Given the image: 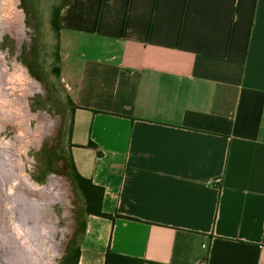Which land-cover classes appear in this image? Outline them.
<instances>
[{
  "label": "crops",
  "instance_id": "obj_1",
  "mask_svg": "<svg viewBox=\"0 0 264 264\" xmlns=\"http://www.w3.org/2000/svg\"><path fill=\"white\" fill-rule=\"evenodd\" d=\"M49 24L68 154L111 215L77 264H264V0H64Z\"/></svg>",
  "mask_w": 264,
  "mask_h": 264
},
{
  "label": "rangeland",
  "instance_id": "obj_2",
  "mask_svg": "<svg viewBox=\"0 0 264 264\" xmlns=\"http://www.w3.org/2000/svg\"><path fill=\"white\" fill-rule=\"evenodd\" d=\"M62 1L0 0V73L8 94V98L0 96V150H5L6 156L17 164L15 169L21 182L31 184L38 193L52 192L54 197L46 206L45 229L38 226V234L45 238L33 231L31 243L26 229L12 215L9 189L6 192L1 189L0 234L19 253L18 261L24 255L34 264L41 257L40 264H61L68 248L75 247L74 233L85 216L79 191L73 187L64 167L69 102L56 72L55 33L49 24ZM23 218L20 220L24 221ZM25 225L30 227L29 223Z\"/></svg>",
  "mask_w": 264,
  "mask_h": 264
},
{
  "label": "bare ground",
  "instance_id": "obj_3",
  "mask_svg": "<svg viewBox=\"0 0 264 264\" xmlns=\"http://www.w3.org/2000/svg\"><path fill=\"white\" fill-rule=\"evenodd\" d=\"M15 25V24H14ZM1 26V25H0ZM9 26V25H8ZM4 28V27H3ZM2 28V29H3ZM11 29V28H10ZM1 30V29H0ZM1 32V31H0ZM10 75V74H9ZM17 75V74H16ZM11 76V75H10ZM9 76V77H10ZM19 77V76H18ZM16 78V77H15ZM20 78V77H19ZM22 78V77H21ZM17 79V78H16ZM5 80V79H4ZM20 80V79H18ZM6 81V80H5ZM9 81V80H7ZM12 81V80H11ZM11 81L9 82L11 84ZM21 82V81H20ZM8 83V82H6ZM5 83V84H6ZM4 82H3V75L0 73V96H4L7 97V90H6V86H4L5 88H3ZM13 85V84H12ZM14 87V86H13ZM12 87V88H13ZM15 88V87H14ZM11 90V89H10ZM9 90V91H10ZM6 91V92H5ZM8 91V92H9ZM13 91V89L11 90V92ZM11 94V93H10ZM3 97V98H5ZM14 97V96H13ZM12 97V98H13ZM1 98V97H0ZM2 98V99H3ZM10 98V97H9ZM11 99V98H10ZM9 99V100H10ZM8 100V99H7ZM8 100V103L10 102ZM12 102V101H11ZM1 103V101H0ZM7 104V103H6ZM1 106V104H0ZM2 107H0L1 109ZM3 118V117H2ZM14 119V118H13ZM9 123V122H7ZM5 141V140H4ZM2 142V141H1ZM1 145V143H0ZM4 145V144H3ZM2 145V146H3ZM1 148V147H0ZM4 149V148H3ZM6 149V148H5ZM10 153V152H9ZM7 153L5 152V150H0V190L2 189V191L4 190H8L9 189V196L12 199V207L10 205L11 212L12 215L15 219V221L21 226V228L26 229V234L28 237H30L31 243L32 241H34V237L32 236L31 232H35V235L38 234L39 230H38V226L40 225V229H45L46 227V221L48 219L47 217V205H49V203H51L54 200V197L51 196L52 192H48L47 194L42 192H36L34 191V188L32 187V185L30 184L29 186L24 182L20 181V178L18 176V169H15L17 164H14V160L13 158L10 157V159L6 156ZM29 184V183H28ZM34 185V184H33ZM57 186V185H56ZM38 187V186H37ZM58 189H61V186H57ZM51 190V189H49ZM3 191V192H4ZM5 191V192H6ZM58 193V192H57ZM42 194V195H41ZM9 199V197H8ZM10 200V199H9ZM4 201V200H3ZM9 205V204H8ZM6 210V209H5ZM21 213V217L20 214ZM5 214V212L3 213ZM8 214V213H7ZM24 216H28L29 218H23ZM6 217V216H5ZM11 217V216H9ZM8 218V217H7ZM6 218V219H7ZM20 218H23L24 221L26 222L25 219L28 220V223L30 225V227H26L25 224H28L27 222L24 223V221L20 220ZM2 219V218H1ZM5 219V220H6ZM11 219H9L10 221ZM6 223V222H5ZM12 224V223H11ZM16 224V223H15ZM17 224V227L19 226ZM10 225V224H9ZM1 227V225H0ZM20 228V227H19ZM18 228V230H20ZM3 229V228H2ZM17 229V228H16ZM5 231V230H4ZM22 231V230H20ZM11 232V231H10ZM19 232V231H18ZM42 232V231H41ZM5 233V232H4ZM2 232V234H4ZM20 234V233H19ZM24 234V235H26ZM44 234L45 231H44ZM48 234V233H47ZM40 235V234H38ZM43 235V234H42ZM2 235L0 234V264H16V261H18V257H19V253L17 251L13 250V245L11 246L10 244H8L6 241H4L1 237ZM6 237V236H5ZM24 237V236H23ZM41 237V235H40ZM44 237V236H43ZM41 237V238H43ZM45 238V237H44ZM9 239V238H8ZM27 239V238H26ZM27 241V240H26ZM29 241V240H28ZM14 243V242H13ZM23 243V242H21ZM30 243V242H27ZM12 244V243H11ZM15 245H17V243H15ZM26 245V243H25ZM24 245V246H25ZM37 245V244H36ZM23 246V245H22ZM21 246V247H22ZM23 246V247H24ZM18 248V247H17ZM16 248V250H17ZM27 247H25L26 249ZM31 248V246H30ZM35 248V247H34ZM39 248V247H38ZM25 249L23 251H25ZM30 250V249H29ZM33 250V249H32ZM35 251V250H34ZM38 250H36L37 252ZM31 252V251H30ZM33 253V252H32ZM40 253V252H39ZM34 254V253H33ZM37 254V253H35ZM28 255V254H27ZM35 257V256H34ZM37 258H40L39 255L36 256ZM24 258V259H23ZM42 259V257H41ZM37 260V262H39L38 264H40V261L42 263V260ZM24 260V261H23ZM34 260V259H33ZM19 263L17 264H34V261H32V259L28 258L27 256H22V259L18 261ZM36 262V263H37Z\"/></svg>",
  "mask_w": 264,
  "mask_h": 264
},
{
  "label": "trees",
  "instance_id": "obj_4",
  "mask_svg": "<svg viewBox=\"0 0 264 264\" xmlns=\"http://www.w3.org/2000/svg\"><path fill=\"white\" fill-rule=\"evenodd\" d=\"M56 22V17L54 18V23ZM57 55V54H56ZM58 73V69H56ZM69 102V100H68ZM93 145L92 142L89 143ZM71 146L69 140L67 139L66 133V148L64 151V167L67 170V174L73 183V187L78 190L80 195V200L82 202V211L84 215L94 214L104 217H111L110 214L105 213L101 210V199L103 189L97 185L91 183L90 180L80 176L74 168L73 162L68 154V148ZM84 218L82 219L79 228L83 230L84 227ZM79 256V248L76 246L75 248H68L66 253L63 256L61 264H77ZM145 261L138 257L122 255L118 253H114L111 251H107L104 257V264H144Z\"/></svg>",
  "mask_w": 264,
  "mask_h": 264
},
{
  "label": "flooded vegetation",
  "instance_id": "obj_5",
  "mask_svg": "<svg viewBox=\"0 0 264 264\" xmlns=\"http://www.w3.org/2000/svg\"><path fill=\"white\" fill-rule=\"evenodd\" d=\"M64 186V185H63Z\"/></svg>",
  "mask_w": 264,
  "mask_h": 264
}]
</instances>
